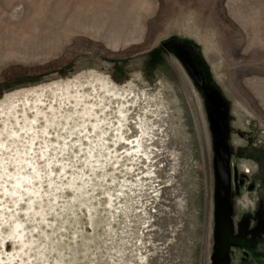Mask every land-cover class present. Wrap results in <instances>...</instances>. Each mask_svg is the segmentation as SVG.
I'll return each instance as SVG.
<instances>
[{
  "label": "rangeland",
  "instance_id": "1",
  "mask_svg": "<svg viewBox=\"0 0 264 264\" xmlns=\"http://www.w3.org/2000/svg\"><path fill=\"white\" fill-rule=\"evenodd\" d=\"M175 45L184 52L197 80L184 59L174 54ZM99 76L135 93L144 102L140 112L146 117L144 128L152 125L155 130L154 143L146 149L152 160L138 161L132 175L150 173L137 176L143 181L127 197L129 208L112 222L119 234L126 232L128 264H135L139 253L147 257V264H210L214 116L219 119L218 131L229 134L234 185L237 178L242 181L236 213L251 209L260 196L264 204V0H0L1 105L39 93L47 103L56 89L78 83L89 88L90 80ZM9 121L7 115L0 127ZM129 162L123 161L114 181L131 176ZM41 163L38 171L45 178L43 173L49 171ZM7 170L0 183V211L5 213L29 203L21 188V195L4 192L3 187L12 186ZM23 170L32 173L30 168ZM113 172L90 171L92 189L100 188L98 179L107 178L101 174L113 177ZM60 186L53 194L60 196L65 208L51 225L56 224L53 235L59 252L74 264H109L99 238L90 243V253L83 258L78 238L68 245L74 223L83 235L93 231L84 207H79L87 199L83 190L75 199ZM42 187L46 193L50 190L45 182ZM53 210L46 220L54 217ZM13 214L33 241L30 247L46 244L43 254L50 264L55 253L49 228L40 225L47 239L24 209ZM100 217L103 226L106 222ZM2 220L0 264H20L25 258L18 256L22 240L9 233L10 219ZM103 230L99 226L96 232ZM25 252L35 253V248ZM240 256L244 259L234 257L229 264H264V235L246 256Z\"/></svg>",
  "mask_w": 264,
  "mask_h": 264
},
{
  "label": "bare ground",
  "instance_id": "2",
  "mask_svg": "<svg viewBox=\"0 0 264 264\" xmlns=\"http://www.w3.org/2000/svg\"><path fill=\"white\" fill-rule=\"evenodd\" d=\"M88 85L89 88H82L80 83L73 87L66 84L62 89L53 91L51 101L47 103H45L46 96L39 93L25 98L24 101L0 104V123L5 121L7 115L10 120L5 127H0V183L4 171L8 169L6 175L12 178L11 183L8 181L12 186L11 188L2 186L4 192L9 195H21L18 190L21 188L26 192V199L29 200V203L23 206L24 208L17 206L16 209L13 207V210L7 213L0 211L2 221H8L6 220L8 218L12 223L9 233L15 234L22 240L18 248L20 251L18 256L22 254L25 258L21 257L20 264H48L43 254L46 244L42 242L30 247L33 241L25 235L26 233H23L25 229L22 222L18 218L15 219L13 212L24 209L27 217H32L38 222L39 233L48 239V233L40 225L43 223L53 235L56 224L52 227L54 223L52 220H57L56 217L65 208V204L59 201L60 196L53 194L55 189L59 188V184L62 188H68L70 198L78 199L80 191L83 190L87 199L79 207H84L89 228L93 231L92 234L85 231L83 235L79 233L77 223H74L67 237L68 245L75 244V238H78L82 250L79 257L83 258L90 253V243L95 238H99L101 240L99 243L105 248L104 256L109 264H128L129 262L124 248L126 232L122 230L119 234L118 230L112 226V222L118 221L117 217L129 208L127 197L133 195L143 181L137 176L148 172L132 175L137 169L138 161L152 160L150 152L146 149L154 143H151V140L154 139L155 130L152 125L144 128L146 117L143 119L140 114L141 109L145 107L144 102H139L136 94L130 89L116 86L106 76L96 77L90 80ZM20 119L21 123L14 126ZM56 136H59L57 140H55ZM34 141L38 142L37 148L32 146ZM46 154L52 157L51 160ZM125 160L130 161L127 168L131 176L116 182L112 178L116 177L117 171L120 172L119 168ZM39 161L46 164L49 173H52L54 178L57 177V180L45 172L43 174L46 177L42 178V174L38 171L41 168L37 167V164L41 163ZM76 163H79L77 169ZM50 165L58 167L52 168ZM146 167H148L147 164ZM24 168H30L32 173H27L29 170L21 171ZM105 168L114 171L113 177L101 174L107 178L98 179L100 185H97L100 188L92 189L93 182L89 178V172L93 169L101 172ZM43 182L47 183L49 191H52L51 194L49 191L46 193L43 187L40 188ZM43 195H46L45 199ZM93 198L95 202H91ZM15 200L10 198L13 205L17 203ZM50 209H55L54 217L46 220ZM96 209L98 214L95 216ZM93 211L95 212L92 213ZM100 216L104 217L106 222L103 226H101ZM69 217L71 220L75 219L72 212ZM99 226L104 229L102 233L96 232ZM49 242L53 243L52 250L55 253L50 264H66V260L69 261L68 264H74L70 257L65 256V258L59 252L58 240L54 235ZM24 246L25 249H23ZM34 248L35 253L26 254V249L32 251ZM146 260L144 253H139L135 264H147Z\"/></svg>",
  "mask_w": 264,
  "mask_h": 264
},
{
  "label": "flooded vegetation",
  "instance_id": "3",
  "mask_svg": "<svg viewBox=\"0 0 264 264\" xmlns=\"http://www.w3.org/2000/svg\"><path fill=\"white\" fill-rule=\"evenodd\" d=\"M218 121L216 116H214V123H212V134L213 140L221 142L225 146V151L228 156V196H227V224H228V234L219 241L218 229L215 230V226L221 225V223L215 224V202H214V170H213V225H212V255L214 256V261L210 264H229L232 258L236 257L239 260L244 259L240 255L245 256L252 250L254 244H256L260 238L264 235V204L263 196L256 198V203L254 206L247 210L246 212L236 213L237 201L239 197V187L241 185L240 178H237L235 185L232 175V156L234 153L228 145V136L224 133L218 131ZM220 123V122H219ZM213 142V141H212ZM247 143V142H246ZM249 143V145H251ZM248 145V147H249ZM213 150V149H212ZM213 167V165H212ZM220 212V206L218 208ZM225 212V210H224ZM262 212V213H261ZM237 255V256H235ZM235 263H238L237 260Z\"/></svg>",
  "mask_w": 264,
  "mask_h": 264
},
{
  "label": "water",
  "instance_id": "4",
  "mask_svg": "<svg viewBox=\"0 0 264 264\" xmlns=\"http://www.w3.org/2000/svg\"><path fill=\"white\" fill-rule=\"evenodd\" d=\"M183 51V49H181ZM173 52L176 57L184 59L185 67L188 69L190 75L194 79H198V75L192 71L191 64L185 57L184 52H181L178 46H174ZM213 159L212 165L214 170V202H215V224L221 223V225L215 226V230L218 229L219 241L223 239L228 234V224H227V196H228V156L225 151V146L219 141L213 140ZM220 206V212L218 208ZM225 210V212H224ZM214 261V256L210 255V262Z\"/></svg>",
  "mask_w": 264,
  "mask_h": 264
}]
</instances>
